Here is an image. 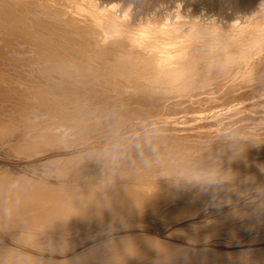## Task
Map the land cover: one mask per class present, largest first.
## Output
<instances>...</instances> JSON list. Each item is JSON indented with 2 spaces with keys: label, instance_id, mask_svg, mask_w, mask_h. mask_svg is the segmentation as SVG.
<instances>
[{
  "label": "bare ground",
  "instance_id": "6f19581e",
  "mask_svg": "<svg viewBox=\"0 0 264 264\" xmlns=\"http://www.w3.org/2000/svg\"><path fill=\"white\" fill-rule=\"evenodd\" d=\"M263 90L264 0H0V158H9L0 182L15 180L23 189L14 214L0 216V230L16 244L0 237V247L26 252L33 264H264V237L253 231L264 225L261 128L226 164L238 179L255 177L257 186L225 185L214 194L171 185L178 168H209L228 156L234 131L228 139L223 127L209 130L196 118L188 127L136 137L131 145L141 152H158L151 168L129 169L123 179L102 182L98 165L84 160L100 147L54 154L106 140L140 118L246 110L259 99L232 103ZM239 123L227 118L224 127ZM46 155L17 165L19 157ZM42 163L49 174L68 165L65 178L70 170L77 175L73 183L54 180L45 168L37 174ZM237 191L250 199L240 200ZM9 199L0 186V203ZM154 213L178 225L163 236L138 230L139 223L131 228V216ZM113 231L121 232L101 235Z\"/></svg>",
  "mask_w": 264,
  "mask_h": 264
},
{
  "label": "clouds",
  "instance_id": "9594fccd",
  "mask_svg": "<svg viewBox=\"0 0 264 264\" xmlns=\"http://www.w3.org/2000/svg\"><path fill=\"white\" fill-rule=\"evenodd\" d=\"M253 127L264 128V123L254 121L246 125L234 126L235 134L228 141L229 147L226 159L218 160L213 167L209 168L199 166L178 168L171 178V185L177 189H194L203 194H214L215 190L225 185L232 186L229 190H233L237 185L256 187L255 177L248 176L238 179L232 169L226 167V164L239 159L249 144H252L248 129ZM157 152L158 149L154 146L149 148L148 153H144L141 152L138 145H125L118 141L110 146L93 150L90 153V159L98 165L103 182L110 177L123 179L129 169L151 168L153 164L151 157L155 156ZM0 186L4 188L10 197L7 203H0V216L10 218L19 203L18 199L15 198L23 189L15 180L7 183L0 182ZM13 187H15V191L12 190ZM258 191L264 193V184L258 186ZM236 195L240 200L248 201L250 199L246 191H237ZM252 211L255 214H262L255 207ZM0 264H33V262L26 252L14 250V247H0Z\"/></svg>",
  "mask_w": 264,
  "mask_h": 264
},
{
  "label": "rangeland",
  "instance_id": "374dc122",
  "mask_svg": "<svg viewBox=\"0 0 264 264\" xmlns=\"http://www.w3.org/2000/svg\"><path fill=\"white\" fill-rule=\"evenodd\" d=\"M235 12V10L234 11H232L231 9L230 10H228V13H234ZM227 13V12H226ZM227 13V14H228ZM210 14H216V16H217V14H218V12H217V10H215V9H213L212 11H211V13ZM227 14H224V16L225 15H227ZM245 90H246V88H245ZM254 99H259V102H260V104L259 105H251V106H249V107H247L246 108V110H244V109H242V108H238V110H236L235 109V111L236 112H233L234 110H232V112L231 111H229V113H231V114H227V111H228V107H220V108H218V109H215V110H213V111H207V112H202V113H199V112H182V113H178V114H176V115H172V116H161V117H149V118H140L141 120H136V121H133V124H134V122H135V124L136 125H133V126H131L130 124H128V125H125V126H122V127H120V129H118L117 131H115L114 132V134H112V135H110V136H108V138L105 140V139H102V140H93V141H90V142H88V143H85V144H83V145H80V146H78V147H76V148H72V149H70V150H66V151H56L54 154H59V155H61V156H63V157H65V156H67V155H70V154H74V153H76V152H80V151H84V150H88V149H90V148H98V147H100V148H104V147H107V146H110V145H112V144H115L116 142H122L123 144H125V145H127V144H132V141L133 140H135V138L136 137H138V136H142V135H145V134H148V132L146 133V131H148L149 129H159V128H162V129H164V128H168V129H171V128H173V127H179V126H184V127H188V126H190V125H192V122L190 121L191 119H194V118H196L197 119V125H199V126H202V125H206L205 127H206V129H214V128H221V127H223V128H221V130H220V132L219 133H221L223 136L225 135H227L228 137V139H230V134L232 133L231 131H234V127H229L228 128V126H227V128L226 127H224V122L225 121H227V118H228V120L230 119V120H237V119H239V120H243V122H244V125H246V124H248V123H250V122H254V121H258V122H262V123H264V117H259V116H261L262 114H264V90L263 91H260V92H257V93H252V91H248L247 93H246V96H244V99L243 100H239V101H235V102H233L232 104L233 105H239L240 103L242 104V103H245V102H249V101H252V100H254ZM10 104L13 106H10ZM5 107H6V109L8 108V110H9V112L11 113V112H13L14 113V110H16L14 107V104H12V103H8V104H6L5 105ZM11 107L13 108L12 109V111L10 110L11 109ZM7 110V111H8ZM32 111H36L35 109L33 110L32 109ZM21 113H23L20 117H19V115H18V117L19 118H21V117H23L24 119H27V117L26 116H24L25 114H24V112H21ZM40 113V112H39ZM41 114V113H40ZM218 114H220V116H223V118L221 117L219 120H220V122L222 121V120H225V121H223V122H219V121H216V123H210V124H206V121H204V120H210L212 117H214L215 115H218ZM226 114H227V116H226ZM43 115H40V117H42ZM30 117V116H29ZM226 117V118H225ZM15 118H13L12 119V121L14 120ZM16 121V119L13 121V122H15ZM222 124H223V126H222ZM226 124V123H225ZM239 126V125H242V123H239V124H233L232 126ZM128 126H130L129 128H128ZM226 126V125H225ZM133 127V128H132ZM225 128V129H224ZM255 128V129H254ZM254 128H252L254 131H256L255 133H253L252 132V129L250 128V130H251V132H250V130L248 129V131L250 132V133H252V134H250V136H251V138H253L254 137V135L253 134H258V133H260V134H263V135H259L261 138H263L264 139V131L263 132H261L262 130L261 129H259L258 127H254ZM257 128V129H256ZM127 129V130H126ZM229 129V130H228ZM258 129L260 130V132H258ZM18 130H19V128H18ZM137 130V131H136ZM225 130V131H224ZM227 130V131H226ZM20 131H21V129H20ZM129 131L130 132H132V133H129ZM135 131V132H134ZM22 132V131H21ZM20 132V133H21ZM126 132H127V134H126ZM171 131H169V133H170ZM229 132H231V133H229ZM258 132V133H257ZM162 133H167L165 130H162ZM229 133V134H228ZM129 134V135H128ZM127 136V137H126ZM124 137H126V139L125 140H121V139H123ZM232 138V137H231ZM225 140H227V139H225ZM90 147V148H89ZM90 155V154H89ZM84 156L85 158H84V160L87 158V157H90V156ZM1 157V156H0ZM6 157V156H5ZM5 157L3 156L2 158H4V159H2V158H0L1 160H0V165H2V164H5V162H7V161H9V158H7V159H5ZM38 157V156H37ZM36 156H35V158L34 157H32V158H23V157H17L18 158V160L20 161H18V163H17V165L18 166H20L21 164H23V165H21V166H24L25 164H26V162H27V164H28V162H37V161H40L42 158H48V157H50V156H48L47 157V155H46V157L45 156H40V157H38L37 158ZM21 159H24V160H21ZM83 159V158H82ZM90 159V158H89ZM88 158H87V160H89ZM5 161V162H4ZM20 164V165H19ZM43 164V163H42ZM39 164L38 165V167L40 168L39 170H36L37 171V174H40V175H43V173L45 174V172H46V175H47V177L49 176V175H52L53 174V172L51 173L50 172V174L48 173V167L45 165V164ZM46 167H45V166ZM44 166V167H43ZM63 165H60L59 167H60V170H62L63 168L65 169H63L62 171H61V173L63 174V172H65L66 171V169H70V167L68 166H63ZM66 167V168H65ZM82 167V166H81ZM43 168H45V170L43 169ZM42 169V170H41ZM71 169H72V167H71ZM43 170L45 171V172H43ZM40 171H42V172H40ZM51 171V170H50ZM74 170H70L69 172H71V173H67V175H68V177H67V175H66V178H65V175H64V177L61 175V173L60 174H58L60 171H57V172H54V174L52 175V177L51 176H49L50 178H55L56 179V177L58 176V179H60L59 178V176L61 177V181H62V179L64 178V180H67L68 179V181H62V182H70V183H73V180H71V179H73L74 178V176H76L77 174V170L76 171H74ZM73 172V173H72ZM70 174V175H69ZM76 174V175H75ZM53 176H55V177H53ZM71 176V177H70ZM76 178V177H75ZM54 179V180H55ZM71 180V181H70ZM204 209V208H203ZM158 213H154V214H152V215H147V216H142V218H140L141 216H137L138 217V219H137V217L136 216H134V218H132L133 216H131V219H133L134 220V227H132V224H131V228H134V229H136V227H137V224L139 225V227H137V229L138 228H140L141 226L144 228H140V230H144L145 232H147V234H154V235H158V236H163V235H166L167 234V232H168V228H169V226L171 227V225L173 226V225H175V226H173V227H171L172 229L174 228V227H176L177 225H178V223L176 224V223H174V224H172L173 222H170L169 223V221H166L161 215H157ZM150 216H152V218H154V219H156V217H157V219L156 220H160L161 218V220L160 221H157V222H155V223H157V224H159V225H163L164 224V226H162L163 228L161 229V226H153L151 223H152V221L154 220H152V218L150 217ZM143 217H146V221H145V218L143 219ZM160 217V219H158ZM149 218H151V220L152 221H150V220H148ZM195 218H197V219H199L198 218V216H196ZM195 218H193V219H195ZM143 219V221H140V220H142ZM187 219H189V218H187ZM187 219H185V220H187ZM191 219V218H190ZM156 220H154V221H156ZM162 220H165L166 221V223H162L163 221ZM137 221H139V222H137ZM147 221H148V223H150V225L147 223ZM153 221V222H154ZM162 221V222H161ZM164 221V222H165ZM135 222H136V225H135ZM143 224H141V223ZM159 222V223H158ZM168 222V223H167ZM145 223H147V225L145 224ZM161 223V224H160ZM154 224V223H153ZM157 224H154V225H157ZM166 224H168V225H166ZM171 224V225H170ZM149 228H147L146 226ZM261 226H262V228H261V226H260V228L263 230L264 229V225H262V224H260ZM114 226V225H113ZM145 226V227H144ZM150 226V227H149ZM156 227V229L154 228L153 229V227ZM110 227V226H109ZM160 227V228H159ZM111 228V227H110ZM147 230H146V229ZM171 228H169V229H171ZM193 228V227H192ZM192 228H187V229H185V228H183L186 232H187V230H189V229H192ZM259 228V229H260ZM183 229H181V230H179V233H180V231H182ZM258 228H256V230H253L254 231V233L257 231V232H259L260 234H262L261 236L262 237H264V230L262 231L261 229V231L259 230ZM139 230V229H138ZM164 230H167V231H164ZM183 230V232H181V233H183L184 235H187L188 233H186L185 231ZM259 230V231H258ZM108 231V230H107ZM125 231V230H124ZM6 232V231H5ZM4 231L2 232L1 230H0V237H2V238H4V240H5V242H7L6 240H8V242L7 243H11V244H16V243H13L14 241H12V239H11V237H10V232H8L7 234L5 233ZM121 231H113V232H108V233H102L101 235H103V236H107V235H110V234H119ZM257 232H256V234H257ZM262 232V233H261ZM4 233V234H3ZM179 233H177V234H174L175 235V237H177L178 236V234ZM186 233V234H185ZM251 233H253L252 231H251ZM5 236H3V235ZM6 235H7V237H6ZM182 235V234H181ZM221 235V234H220ZM260 236V237H261ZM9 237V239H7ZM178 237H180V235L178 236ZM220 238H221V236H219ZM6 238V239H5ZM219 238V239H220ZM225 238V239H224ZM211 240L213 239V238H210ZM227 240H229V239H227ZM11 241V242H10ZM226 241V237L224 236L223 238H221V241L220 242H225ZM18 246H20V245H18ZM22 247V246H21ZM23 248H25L26 249V247H24L23 246ZM38 249V248H37ZM37 251V250H36ZM37 252H39V250L37 251ZM40 253H42V252H40ZM45 253V252H44ZM44 253H42V254H44ZM47 253V252H46ZM45 253V254H46ZM46 255H48V254H46Z\"/></svg>",
  "mask_w": 264,
  "mask_h": 264
}]
</instances>
